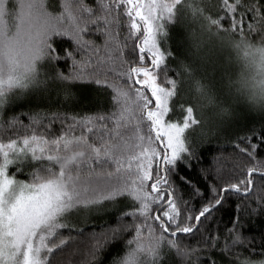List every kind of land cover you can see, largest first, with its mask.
Returning a JSON list of instances; mask_svg holds the SVG:
<instances>
[{
	"label": "snow or ice",
	"instance_id": "snow-or-ice-1",
	"mask_svg": "<svg viewBox=\"0 0 264 264\" xmlns=\"http://www.w3.org/2000/svg\"><path fill=\"white\" fill-rule=\"evenodd\" d=\"M255 218L264 0H0V264H264Z\"/></svg>",
	"mask_w": 264,
	"mask_h": 264
},
{
	"label": "trees",
	"instance_id": "trees-1",
	"mask_svg": "<svg viewBox=\"0 0 264 264\" xmlns=\"http://www.w3.org/2000/svg\"><path fill=\"white\" fill-rule=\"evenodd\" d=\"M89 100H90V92L88 90H85L81 95L79 107L82 108L83 110H87L88 108H90L91 105L89 103ZM224 147L227 148V145L225 144ZM213 155L215 154H209L208 152H206L205 156L201 157L199 160L197 159L192 160L191 168H187L181 165V169H180L181 174L191 177L193 181H199L201 182V184H203L205 181H203L202 179L200 169L208 168L212 164ZM224 155H227V152H225ZM223 162L225 164L229 163L228 161H223ZM228 211L229 210L226 208L223 213L225 221H227L228 219ZM262 231H264V218H255V222L250 223V226L245 229L246 233L250 232L254 235H257V238H258V234Z\"/></svg>",
	"mask_w": 264,
	"mask_h": 264
},
{
	"label": "rangeland",
	"instance_id": "rangeland-1",
	"mask_svg": "<svg viewBox=\"0 0 264 264\" xmlns=\"http://www.w3.org/2000/svg\"><path fill=\"white\" fill-rule=\"evenodd\" d=\"M230 71L232 72V73H234V74H238V73H240L241 71H242V68L240 67V65H234L231 69H230Z\"/></svg>",
	"mask_w": 264,
	"mask_h": 264
}]
</instances>
